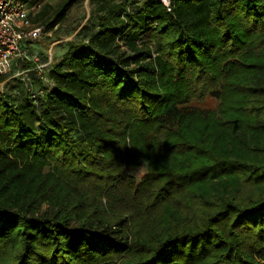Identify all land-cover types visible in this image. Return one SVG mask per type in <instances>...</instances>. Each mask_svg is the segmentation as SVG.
Instances as JSON below:
<instances>
[{
    "label": "trees",
    "instance_id": "trees-1",
    "mask_svg": "<svg viewBox=\"0 0 264 264\" xmlns=\"http://www.w3.org/2000/svg\"><path fill=\"white\" fill-rule=\"evenodd\" d=\"M89 2L0 93V264H264V0Z\"/></svg>",
    "mask_w": 264,
    "mask_h": 264
},
{
    "label": "built area",
    "instance_id": "built-area-1",
    "mask_svg": "<svg viewBox=\"0 0 264 264\" xmlns=\"http://www.w3.org/2000/svg\"><path fill=\"white\" fill-rule=\"evenodd\" d=\"M40 6L29 5L25 0H0V93L21 79L31 98L37 101L53 86L47 74L53 64L52 56L41 61L39 53L28 47L45 33V27L32 20ZM31 71H36L41 85L32 83Z\"/></svg>",
    "mask_w": 264,
    "mask_h": 264
},
{
    "label": "rangeland",
    "instance_id": "rangeland-1",
    "mask_svg": "<svg viewBox=\"0 0 264 264\" xmlns=\"http://www.w3.org/2000/svg\"><path fill=\"white\" fill-rule=\"evenodd\" d=\"M45 1L57 6L62 0ZM164 2H168V0H164ZM89 15V0L79 1L70 9L68 18L63 23L57 25L52 30L45 31L39 39L35 40L28 47L32 49L31 52L37 51L42 61L52 56L54 62L62 56L67 48V43L74 38L77 30L87 21ZM193 104L201 108L214 107L217 104V100L214 97H209L206 100H195ZM131 172L140 179L145 173V167L132 169Z\"/></svg>",
    "mask_w": 264,
    "mask_h": 264
}]
</instances>
